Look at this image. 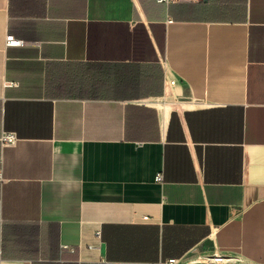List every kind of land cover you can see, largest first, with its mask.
Segmentation results:
<instances>
[{
    "label": "crops",
    "instance_id": "crops-1",
    "mask_svg": "<svg viewBox=\"0 0 264 264\" xmlns=\"http://www.w3.org/2000/svg\"><path fill=\"white\" fill-rule=\"evenodd\" d=\"M0 174V264H264V0H0Z\"/></svg>",
    "mask_w": 264,
    "mask_h": 264
},
{
    "label": "built area",
    "instance_id": "built-area-1",
    "mask_svg": "<svg viewBox=\"0 0 264 264\" xmlns=\"http://www.w3.org/2000/svg\"><path fill=\"white\" fill-rule=\"evenodd\" d=\"M171 1L172 0H157V2L160 4H168ZM6 43H7V46H22V45H24V42L22 40H18L16 38H14L13 36H8ZM1 141H2L3 145H9V144H12L16 141V136L13 133L5 132L2 134ZM0 179H2L1 174H0ZM156 180L161 181L162 176L158 175L156 177ZM219 260H221V259L215 258L212 260L210 259L209 261L211 263H215ZM106 264H113V263L112 262H106ZM147 264H183V262L181 261V259L172 258V259H168V260H164V261H159L156 263H147Z\"/></svg>",
    "mask_w": 264,
    "mask_h": 264
}]
</instances>
